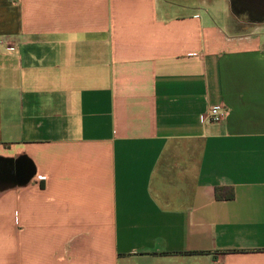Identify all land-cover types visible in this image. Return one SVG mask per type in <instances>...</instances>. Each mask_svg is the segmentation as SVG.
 <instances>
[{"label": "crops", "instance_id": "0c3cea01", "mask_svg": "<svg viewBox=\"0 0 264 264\" xmlns=\"http://www.w3.org/2000/svg\"><path fill=\"white\" fill-rule=\"evenodd\" d=\"M0 264H264V18L0 0Z\"/></svg>", "mask_w": 264, "mask_h": 264}, {"label": "flooded vegetation", "instance_id": "af4514ba", "mask_svg": "<svg viewBox=\"0 0 264 264\" xmlns=\"http://www.w3.org/2000/svg\"><path fill=\"white\" fill-rule=\"evenodd\" d=\"M235 14L245 15L249 20L261 21L264 18V0H232Z\"/></svg>", "mask_w": 264, "mask_h": 264}, {"label": "built area", "instance_id": "2783aa9c", "mask_svg": "<svg viewBox=\"0 0 264 264\" xmlns=\"http://www.w3.org/2000/svg\"><path fill=\"white\" fill-rule=\"evenodd\" d=\"M10 1L13 3L16 2V0ZM225 113L226 111L221 105L214 106L209 110L207 114V120L210 123H220L223 120Z\"/></svg>", "mask_w": 264, "mask_h": 264}, {"label": "water", "instance_id": "95a60500", "mask_svg": "<svg viewBox=\"0 0 264 264\" xmlns=\"http://www.w3.org/2000/svg\"><path fill=\"white\" fill-rule=\"evenodd\" d=\"M24 162L22 161V165H24L23 164ZM32 176V172H31V170L29 171V169H28V171H26L22 176H21V179H22V181H27L30 177Z\"/></svg>", "mask_w": 264, "mask_h": 264}, {"label": "rangeland", "instance_id": "374dc122", "mask_svg": "<svg viewBox=\"0 0 264 264\" xmlns=\"http://www.w3.org/2000/svg\"><path fill=\"white\" fill-rule=\"evenodd\" d=\"M11 256H13V255H11Z\"/></svg>", "mask_w": 264, "mask_h": 264}]
</instances>
